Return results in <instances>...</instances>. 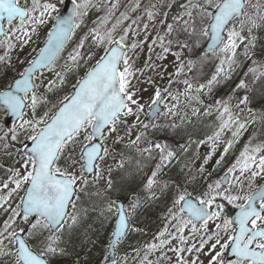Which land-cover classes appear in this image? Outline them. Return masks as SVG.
Returning <instances> with one entry per match:
<instances>
[{
    "label": "snow or ice",
    "instance_id": "1",
    "mask_svg": "<svg viewBox=\"0 0 264 264\" xmlns=\"http://www.w3.org/2000/svg\"><path fill=\"white\" fill-rule=\"evenodd\" d=\"M261 29L264 0H0V264H264Z\"/></svg>",
    "mask_w": 264,
    "mask_h": 264
},
{
    "label": "rangeland",
    "instance_id": "2",
    "mask_svg": "<svg viewBox=\"0 0 264 264\" xmlns=\"http://www.w3.org/2000/svg\"><path fill=\"white\" fill-rule=\"evenodd\" d=\"M56 2H57V4L59 5V6H61L62 4H60L59 3V0H56ZM121 2L122 3H126V0H121ZM121 11H123V8H121L120 9ZM98 15H102V13H100V12H97L95 9H93V10H91V12H90V15L86 18V23H87V27H91L92 26V24H93V21H95V19L97 18V16ZM87 27H85L84 29H82V30H78V32H77V34L74 36V38H73V41H72V45H71V47H70V51H71V49H72V47H74L75 46V44H76V42H78V40H79V38H80V36L81 35H83V32L84 31H87ZM36 44H33L30 48H31V50L33 49V48H36ZM72 78H76L74 75L73 76H71ZM70 79V78H69ZM66 88V87H65ZM64 91H66V89H64ZM67 93H69V92H67ZM66 93V94H67ZM254 109H258V107H255V106H252ZM200 134H202L203 132H199ZM250 134H251V130H250V132H249ZM207 151V149L206 148H202L201 149V152L203 153V152H206ZM157 215H158V212H155V216H154V223H153V230H155V228H156V218H157ZM64 264H71V258H67V259H65V260H63L62 261Z\"/></svg>",
    "mask_w": 264,
    "mask_h": 264
},
{
    "label": "trees",
    "instance_id": "3",
    "mask_svg": "<svg viewBox=\"0 0 264 264\" xmlns=\"http://www.w3.org/2000/svg\"><path fill=\"white\" fill-rule=\"evenodd\" d=\"M256 35H257V40H258L257 47L259 50L260 48L264 47V29L258 30ZM226 91H227V88H224L222 91H219L218 94L223 95L224 92H226ZM261 105H264V95L258 93L254 99V103L252 106L260 108ZM210 122H211V120L206 121V123H210ZM200 131L203 132V129L201 128Z\"/></svg>",
    "mask_w": 264,
    "mask_h": 264
},
{
    "label": "flooded vegetation",
    "instance_id": "4",
    "mask_svg": "<svg viewBox=\"0 0 264 264\" xmlns=\"http://www.w3.org/2000/svg\"><path fill=\"white\" fill-rule=\"evenodd\" d=\"M39 43H40V45H42V42H39ZM71 45H72V43H71L69 46H68V43H67V45H66V52H64L63 55H67V52L70 51V47H71ZM36 47H37V46H36ZM30 51H32L31 48H27V49H25V53L30 52ZM22 58H23V54H22ZM62 63H63V61H62ZM11 75H13V73H9V78H11ZM69 78H70V79H69V84H68L67 86H65L66 88H64V89H66V91H64V89H63V90L59 93L60 96H63V95H65L67 92H70V91H71V83H73L74 81H73V79L71 78V76H70ZM199 134H200V133H199ZM200 135L202 136L203 134H200ZM248 135H249V134H245V136L242 138L240 144L237 145V150H239V148H241V147L243 146V143L247 141V139H248Z\"/></svg>",
    "mask_w": 264,
    "mask_h": 264
},
{
    "label": "water",
    "instance_id": "5",
    "mask_svg": "<svg viewBox=\"0 0 264 264\" xmlns=\"http://www.w3.org/2000/svg\"><path fill=\"white\" fill-rule=\"evenodd\" d=\"M66 7L64 6V9L62 10L63 14L64 15H67L68 14V9L71 8V3L66 0V3H65Z\"/></svg>",
    "mask_w": 264,
    "mask_h": 264
}]
</instances>
